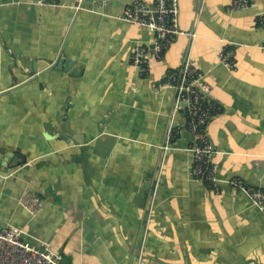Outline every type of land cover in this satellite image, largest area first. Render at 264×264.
Wrapping results in <instances>:
<instances>
[{"label":"crops","instance_id":"1","mask_svg":"<svg viewBox=\"0 0 264 264\" xmlns=\"http://www.w3.org/2000/svg\"><path fill=\"white\" fill-rule=\"evenodd\" d=\"M40 1L0 0V230L22 229L64 264H264V213L230 185L264 188V0H178L195 37H178L148 77L131 55L155 35L121 18L135 0ZM187 59L220 107L209 126L218 193L193 178L184 113L163 148L174 91L154 84ZM65 60L73 67L57 69ZM23 193L41 198L36 217Z\"/></svg>","mask_w":264,"mask_h":264},{"label":"built area","instance_id":"2","mask_svg":"<svg viewBox=\"0 0 264 264\" xmlns=\"http://www.w3.org/2000/svg\"><path fill=\"white\" fill-rule=\"evenodd\" d=\"M58 1L42 0L40 3L56 6ZM154 5L156 19L150 4L144 0H137L127 5L121 16L124 21L144 27L155 35L151 44L137 45L131 55L133 66L144 77H148L151 73V62L161 61L178 37L182 35L188 38L195 37L194 33L182 31L179 27L178 0H155ZM249 5L250 0H231L233 10L246 9ZM76 9H84L82 0ZM259 24L264 27V18L259 19ZM259 47L264 53V43ZM234 54L235 47L226 45L219 54L221 62L233 68ZM154 88L157 90L167 88L174 91L173 113L167 124L166 141L163 147L165 153L173 148L179 136L175 119L176 115L182 112L186 116L187 128L194 139L191 147L193 178L205 183L213 191L220 192L217 165L212 161L215 151L209 135V126L219 113L220 107L213 96L212 88L206 81V76L194 62L187 59L179 70L168 73L162 83L154 84ZM256 167H259L258 163ZM230 185L234 190L250 197L264 213V188L249 186L240 179L231 180ZM156 196V193L152 196L150 214L155 205ZM19 203L27 212L38 213L43 209L41 198L33 193L22 194ZM23 234V230L16 227L0 230V264H64L62 255L48 247L41 248L26 242Z\"/></svg>","mask_w":264,"mask_h":264},{"label":"water","instance_id":"3","mask_svg":"<svg viewBox=\"0 0 264 264\" xmlns=\"http://www.w3.org/2000/svg\"><path fill=\"white\" fill-rule=\"evenodd\" d=\"M137 0H135V1H133V2H131V3H135ZM150 8H151V10L153 11V16H154V18L156 19L157 18V13L155 12V5L153 4V5H151L150 6ZM58 65L56 66L57 67V69H60V65L61 64H63L64 65V68H65V70H69V68H72L73 67V63L72 62H70V61H60L59 63H57ZM72 70V69H71ZM70 75L71 76H75V73H71L70 72Z\"/></svg>","mask_w":264,"mask_h":264},{"label":"rangeland","instance_id":"4","mask_svg":"<svg viewBox=\"0 0 264 264\" xmlns=\"http://www.w3.org/2000/svg\"><path fill=\"white\" fill-rule=\"evenodd\" d=\"M24 194V193H23ZM21 198V197H20ZM43 208H44V205H43ZM43 209H41V211H42ZM40 211V212H41ZM40 212H38V213H36V212H34V213H31V212H28L32 217H36ZM36 213V214H35Z\"/></svg>","mask_w":264,"mask_h":264}]
</instances>
